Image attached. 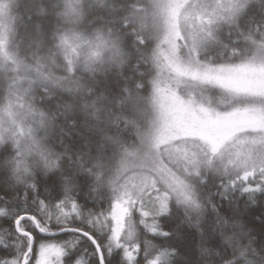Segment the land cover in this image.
<instances>
[{"label":"snow or ice","instance_id":"1","mask_svg":"<svg viewBox=\"0 0 264 264\" xmlns=\"http://www.w3.org/2000/svg\"><path fill=\"white\" fill-rule=\"evenodd\" d=\"M130 10L114 0L83 24L80 0H0V55L12 37L37 72L0 97V264H264V126L235 159L234 134L204 132L264 121V91L232 82L264 80V60L221 62L264 38V0H222L187 63L161 51L175 87L152 80Z\"/></svg>","mask_w":264,"mask_h":264},{"label":"rangeland","instance_id":"2","mask_svg":"<svg viewBox=\"0 0 264 264\" xmlns=\"http://www.w3.org/2000/svg\"><path fill=\"white\" fill-rule=\"evenodd\" d=\"M222 0H153L151 4V11L149 10L147 16H144L145 23L144 29L154 36L153 51L151 52L152 59V80L159 81L163 87L176 86V77L171 75L172 65L164 55H159L161 51L166 52L168 57L173 61L179 58L180 61L185 63L189 62L193 58V53L197 49L202 51V47L197 42V46L194 47V36L199 33L201 28H208L207 20L209 15L216 10L217 5ZM226 2V0H224ZM167 3H176L182 5L173 9V16L169 17L167 10L162 14L161 5ZM12 14V6L9 9L8 14L4 17L7 22L8 16ZM166 20L175 23V35L170 44L166 42L168 33V24ZM217 25H212L215 28ZM12 37L9 38L7 51L13 55V59H8L3 55H0V81L3 86H6V91L0 94L3 97L9 90V86L13 85L21 87L22 82L36 77L37 72L30 65L20 62L16 57V51ZM244 51H240L233 56L235 59L233 64H239L244 60H253L255 58L256 63L264 60V38H258L256 40L243 41ZM13 50V51H12ZM23 53V52H22ZM159 55V62L153 60L154 56ZM230 56V55H229ZM228 56L221 58V62H227ZM230 58V57H229ZM19 61V63H18ZM232 82L240 89L244 90L251 95L257 91H264V80L258 78L251 72L240 74L233 77ZM183 91V89H182ZM252 102H255L253 100ZM4 103L0 101V118L5 122V126L9 125V118L3 111ZM19 111V109H17ZM257 125L264 126V121H258L251 115L237 116L226 122L219 124H209L204 129V132L209 137H223L230 134H234L233 138L227 143L224 152L227 158V154H231L235 159V154L238 151H244L245 153L252 148L250 138L259 133L252 131H245V129L255 128ZM254 156L264 155V145H260L253 149Z\"/></svg>","mask_w":264,"mask_h":264},{"label":"trees","instance_id":"3","mask_svg":"<svg viewBox=\"0 0 264 264\" xmlns=\"http://www.w3.org/2000/svg\"><path fill=\"white\" fill-rule=\"evenodd\" d=\"M153 0H128V3L131 5V10H130V19L134 20L137 24V29L140 31L143 36L145 37L147 41V50L145 52V56L147 58L148 66H149V71L152 73V64L150 63V60L152 59L151 52L153 51V43H154V36L151 33H148L144 29V23L145 19L144 16H147L149 10L151 11V4ZM56 0H53V3H55ZM114 0H82V6L85 9V19L82 21L83 24H88L89 20L92 19V17L89 15L90 13L94 12L95 10H98L100 8H103L105 5H109L113 3ZM15 15V5H12V14ZM14 45H15V40L13 39ZM243 42L241 44V48L243 47ZM245 49V48H244ZM242 49L241 51H244ZM13 51V50H12ZM16 51L19 54H14L15 57L23 63V53L22 51L17 50ZM230 57V58H229ZM228 61L229 63H234L235 59L233 56H228ZM118 59L123 60L125 63L127 62V54L123 53L121 57ZM25 64V63H24ZM117 67V69L123 67V64L117 63L114 65ZM2 88V83L0 81V94L6 91V86H3V90L1 91Z\"/></svg>","mask_w":264,"mask_h":264},{"label":"clouds","instance_id":"4","mask_svg":"<svg viewBox=\"0 0 264 264\" xmlns=\"http://www.w3.org/2000/svg\"><path fill=\"white\" fill-rule=\"evenodd\" d=\"M80 2L82 3V0H80Z\"/></svg>","mask_w":264,"mask_h":264}]
</instances>
